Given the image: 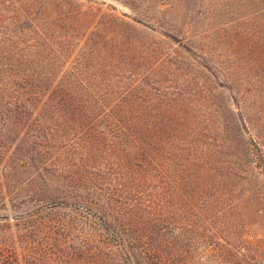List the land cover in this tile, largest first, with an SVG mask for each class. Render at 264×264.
<instances>
[{"label": "trees", "instance_id": "16d2710c", "mask_svg": "<svg viewBox=\"0 0 264 264\" xmlns=\"http://www.w3.org/2000/svg\"><path fill=\"white\" fill-rule=\"evenodd\" d=\"M61 3L0 0V206L30 204L0 229V264H188L192 216L239 171L260 168L264 180V141L249 109L234 96L223 109L138 101L141 40L120 42V29V46L96 61L98 72L59 69L63 56L46 51L49 25L65 16ZM150 49L143 61L164 66L165 55Z\"/></svg>", "mask_w": 264, "mask_h": 264}, {"label": "rangeland", "instance_id": "374dc122", "mask_svg": "<svg viewBox=\"0 0 264 264\" xmlns=\"http://www.w3.org/2000/svg\"><path fill=\"white\" fill-rule=\"evenodd\" d=\"M74 1L62 0L65 16L49 25L52 44L46 52L63 56L59 69L92 68L96 73L101 69L96 61L108 62L120 42L141 40V64L133 61L141 73V92L133 91L138 101H213L223 109L234 96L249 109L252 133L264 141V0ZM112 16L135 26L125 28ZM118 29L120 42L113 40ZM170 36L175 42L166 40ZM150 48L165 55L164 66L143 61ZM131 63H122L125 71ZM199 63L211 66L213 77L195 66ZM6 133L10 138L6 145L15 147V133ZM259 169L239 171L237 182L222 183L220 197L208 199V209L192 216V226L183 235L188 264H264V198L255 193L264 191V180L256 178ZM28 205L24 201L4 209L1 205L0 229L12 224Z\"/></svg>", "mask_w": 264, "mask_h": 264}]
</instances>
